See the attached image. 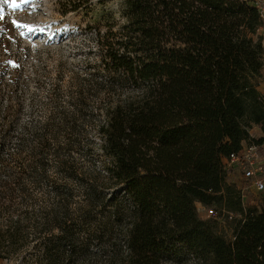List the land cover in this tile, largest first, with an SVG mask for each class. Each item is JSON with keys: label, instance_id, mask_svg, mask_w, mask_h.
Instances as JSON below:
<instances>
[{"label": "trees", "instance_id": "trees-1", "mask_svg": "<svg viewBox=\"0 0 264 264\" xmlns=\"http://www.w3.org/2000/svg\"><path fill=\"white\" fill-rule=\"evenodd\" d=\"M262 23L254 0H120L117 19L95 32L99 62L66 91L52 85L35 160L13 178L9 161L22 149L9 152L13 120L3 112L0 216L31 194L33 174L41 263L77 259L80 221L111 246L109 264H162L179 252L198 264H264V199L244 205L223 165L264 137ZM197 203L215 218H201ZM27 211L0 218L1 260L27 242L25 215L36 210ZM229 213L239 217L232 239L217 226Z\"/></svg>", "mask_w": 264, "mask_h": 264}, {"label": "rangeland", "instance_id": "rangeland-1", "mask_svg": "<svg viewBox=\"0 0 264 264\" xmlns=\"http://www.w3.org/2000/svg\"><path fill=\"white\" fill-rule=\"evenodd\" d=\"M16 3L20 4L19 8L0 0V16L4 17L0 20V118L10 107L13 123L8 150L16 153L22 149V155L15 154L9 161L12 178L17 176L22 164L27 166L35 160L32 152L41 145V119L53 107L47 101L52 85L60 83L66 91L73 86L77 74L92 70L90 62L98 63L101 58L95 32L107 29L108 23L117 19L120 8V0H81L77 9L72 8V0H16ZM14 20L33 30L16 27L12 23ZM9 61L17 66L13 67ZM100 75L106 78L104 73ZM63 95L61 93L60 99H64ZM250 132L254 136L261 134L256 125L250 127ZM228 180L240 190L244 205L260 204L264 199V192L257 191L245 180L241 170H230ZM36 181L29 173L24 183L31 194L25 198L18 195L7 201L8 215L0 216L5 221L15 219L28 209L36 210L29 213L30 216L25 215L27 242L12 258L0 259V264H43L44 248L37 242L34 228V220L41 219V195L35 192L41 187H34ZM39 182L41 184V179ZM197 207L201 218H215L206 214V209L213 207L202 204ZM238 218L234 213L218 217V230L232 239ZM73 230L77 239V259L67 264H109L108 257L113 250L109 244L98 241L94 227L77 221ZM162 264L198 263L189 253L179 252Z\"/></svg>", "mask_w": 264, "mask_h": 264}, {"label": "built area", "instance_id": "built-area-1", "mask_svg": "<svg viewBox=\"0 0 264 264\" xmlns=\"http://www.w3.org/2000/svg\"><path fill=\"white\" fill-rule=\"evenodd\" d=\"M254 2L259 7L263 20L259 32L263 37L262 45L264 48V0H254ZM260 84H263L259 85V89L264 101V83ZM262 136V132L260 136L252 135V137L255 138H260ZM223 165L224 168L229 171L235 168L241 170L245 180H247L257 191L264 192V137L260 142H244L242 148L238 152L232 153L229 157L223 159ZM206 214L208 216H216L217 212L213 208H208L206 209Z\"/></svg>", "mask_w": 264, "mask_h": 264}, {"label": "snow or ice", "instance_id": "snow-or-ice-1", "mask_svg": "<svg viewBox=\"0 0 264 264\" xmlns=\"http://www.w3.org/2000/svg\"><path fill=\"white\" fill-rule=\"evenodd\" d=\"M5 3H10L13 8H19L20 4L16 3V0H4ZM4 19L3 16H0V20ZM16 27H28L29 31H32L33 29L30 26L19 24L17 21L12 22ZM9 64H11L13 67H16L14 62L9 61Z\"/></svg>", "mask_w": 264, "mask_h": 264}, {"label": "crops", "instance_id": "crops-1", "mask_svg": "<svg viewBox=\"0 0 264 264\" xmlns=\"http://www.w3.org/2000/svg\"><path fill=\"white\" fill-rule=\"evenodd\" d=\"M263 72H264V70H263ZM198 204H200V205H201V203H197V205H198Z\"/></svg>", "mask_w": 264, "mask_h": 264}]
</instances>
